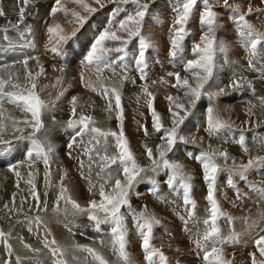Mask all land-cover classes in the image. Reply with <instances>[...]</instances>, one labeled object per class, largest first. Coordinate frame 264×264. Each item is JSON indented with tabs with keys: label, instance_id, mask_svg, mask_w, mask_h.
I'll list each match as a JSON object with an SVG mask.
<instances>
[{
	"label": "snow or ice",
	"instance_id": "6c2138e0",
	"mask_svg": "<svg viewBox=\"0 0 264 264\" xmlns=\"http://www.w3.org/2000/svg\"><path fill=\"white\" fill-rule=\"evenodd\" d=\"M29 3L30 0H23L24 6L19 8V21L12 25L22 39H28L33 35L29 26H25L27 33L20 28V24L25 20V10ZM71 3L75 7L69 9L62 4V0H55V6L51 8L50 15L55 16L57 13H63L69 23L76 27L68 33L58 23L46 24L45 54L50 52L55 57L63 58L70 66L75 63L73 57L78 55L70 42L79 41L81 48L84 49L80 59L79 82L105 101L104 111L108 113L109 119L113 115L115 116L118 121L117 130L101 129L95 126L96 120L92 115L85 114L82 110L77 111L78 108H83V105L78 104L79 98L77 96L71 98V118L66 122V126L72 130L73 136L67 147L72 150L80 146V156L87 157L89 173H91L93 164L99 168L94 183L90 175H84L86 167L84 159L79 156L73 157L72 151L68 152L69 158L78 160V170L81 172L82 178L89 183V199L86 206H82L72 197L70 189L64 184L67 173L59 177L58 183L53 182L51 163L55 150L51 144L45 143L37 136L42 130L46 131L43 118L49 110L55 107L56 102L65 96L66 89H61L55 100L43 99L40 95L43 89L39 85L40 77L46 74V70L39 63V57L28 55L14 61V63L22 64L24 72L23 74L17 73L15 77L12 73H8L6 79L0 78V144L8 145L11 148V142L4 138L9 132L18 140L29 141V144L24 146L26 159L18 163H10L7 166L8 171L13 172L17 177L16 186L19 187V181L24 179V182L30 186V196L35 201L28 211H35L37 214L31 219L26 217L29 232L35 234L43 248L47 249L52 258V264H77L81 259L87 260L88 264H108V261L94 246L97 244L100 247H110L117 255L119 264H133L127 251L128 218L130 217L141 240L145 264H172L164 252L153 243L154 229L161 226V220L154 213L149 212L147 205L137 211L131 202L133 196L140 195L136 191V186L144 180L153 185L152 194L162 198L155 176L165 172L167 175L163 182L173 194L183 200L185 214L177 213V215L183 222V230L192 239L194 254L201 259L202 264H235V254H226L225 246L239 244L240 235L232 231L225 236L219 225L221 219L226 220L229 225L234 223V219L223 211L219 203L217 197L218 176L227 169L229 173L227 183L230 187L236 188L233 176L248 181L247 174L250 170L264 167V156H250L247 163L237 164L227 151L212 149L211 145L207 150L188 153L190 159L201 165L203 180L207 187L206 200L209 206L208 216L202 221L205 229L202 233L197 229L195 234L189 227L190 223L193 225L200 223L196 216L197 205L192 198L193 176L173 157L180 145L204 143V137L189 139L185 134L188 125L201 118L197 105L202 98L206 97L213 103L207 107L206 113L202 117L204 123L201 126L209 139H219L222 134L232 130L233 124L224 119L215 101H218L221 96L227 95V89L237 90L244 87L245 84L255 91L252 82L243 75L234 77L228 85H216V90H213V85L209 83L213 80L214 72L217 70L218 56L227 58L228 44L222 35L227 31L226 28H223L224 21L221 19L223 16H228L232 21L239 37V43L248 55L249 68L253 71H264L257 68L258 63L264 64V33L257 32L248 19L253 13L251 3L248 4L247 10L243 11L235 0H173L171 4L173 22L169 29L171 38L168 47V63L173 67L182 65L185 75L179 71H168L166 77L173 78L172 81L164 77L159 81H152V83L170 84L177 92L182 93V96L169 95L166 97L169 102L167 117H162L156 111L154 107L155 95L149 91L148 87L149 56L154 42L147 37L145 21L146 18H152V6L155 4V0H91V4L86 0H71ZM261 3L264 4V0H261ZM106 4L113 5L109 10V17L100 21V26L89 38L81 30L89 23L90 17L99 9L105 8ZM77 7L87 15H81L80 11L75 10ZM256 10L264 12V9ZM3 15V10H0V16ZM193 19H198L202 26L201 35L198 41H192L191 58L186 59L184 56L185 41L190 35L189 23ZM218 32L221 33L220 36H218ZM0 35L10 43L7 30H4ZM134 40L136 43H133ZM26 46L35 49L34 40H29ZM29 60L37 62L39 71L31 70ZM4 67H8V65ZM131 71H136L139 74V79L144 82L141 89L147 98L145 103L152 118L151 132L142 122H138V129L143 132L145 137L151 139L155 135L161 141L153 147H149L147 144L144 146L147 165L138 162L124 131L125 115L122 91L125 83H136L135 78L129 75ZM105 72L110 73V76L104 77ZM90 73L96 75V83L87 78ZM113 77H119L118 85H111ZM190 79L194 83H190ZM259 79L264 81V75H261ZM261 100L264 102V97ZM5 104L12 105L19 110L21 116L5 115L8 113ZM92 106L89 105V107ZM244 123L247 124L249 121ZM29 129L30 131H28ZM26 131L27 135H25ZM85 136L88 138L87 141H85ZM76 137L80 139L77 140ZM238 141L244 146V151L247 153L248 148L245 146L243 132L240 133ZM261 142L264 143V141ZM110 143L114 149L111 155L108 154ZM101 145L103 154H101ZM219 159H222L224 163H217ZM229 160H232L230 167ZM41 163L44 166L45 187L58 188L53 213L63 217L69 233L75 235L73 229L82 227L76 222L77 218L86 217L87 227L98 234L91 238L93 245L73 244L70 259L68 257L69 249L60 246L55 238L49 239L51 232L46 228L43 217L40 215L41 212L48 211L46 198L49 194L45 191V199L42 201L37 190L36 177L39 174L37 165ZM21 164H26L29 169L26 179L17 170ZM248 187L264 197V188H257L250 183ZM236 191L237 199H243L239 190ZM164 202L167 203V201ZM24 203H27V200H22L20 206H16L14 195L12 207L5 204L4 208L9 211L22 212ZM245 222L247 223V219ZM261 233H264V229L257 232L254 237L256 251L249 253L251 264H264V234ZM10 235V233L6 234L0 231V242H3L7 253L0 264H14L13 257L15 264H21V257L14 252L13 245L9 242ZM80 235H84V233L81 232ZM18 239L29 252L38 254L41 251L40 248H34L23 237ZM77 253L85 255L81 258ZM175 264H181V261L177 259Z\"/></svg>",
	"mask_w": 264,
	"mask_h": 264
},
{
	"label": "rangeland",
	"instance_id": "374dc122",
	"mask_svg": "<svg viewBox=\"0 0 264 264\" xmlns=\"http://www.w3.org/2000/svg\"><path fill=\"white\" fill-rule=\"evenodd\" d=\"M86 2L91 4V0H86ZM172 2L173 0H155V4L152 6V18H146L145 21L147 37L154 42V47L150 49L149 56L150 72L148 73V87L149 91L155 95L154 107H159H155V109L162 117H167L169 115V102L166 97L169 95L174 97L182 96V93L177 92L170 84L152 83V81H159L162 77L172 81L173 78L166 77L168 71H179L182 75H185L182 65L173 67L168 63V47L171 38L169 29L173 22V13L171 11ZM235 2L241 6L243 11H246L248 4L251 3L253 13L248 19L257 32L264 33V12L256 10L258 8L264 9V4L261 3V0H235ZM62 4L69 9L75 7L71 3V0H62ZM11 5L13 8L12 11ZM23 6V0H0V10L4 12V15L0 16V34H2L4 30H7L10 41V43L5 41L2 35H0V78L6 79L8 73H12L13 77H15L17 73L23 74L24 69L22 64L14 63V61L32 55L39 57V63L43 65L46 70V74L40 77L39 87L43 89L40 92L41 97L45 100H55L61 89H66L65 96L57 101L55 107L49 110L43 118L46 131L42 130L37 136L45 143L51 144L55 150L52 155L51 163L53 182L58 183L59 177L67 173V177L64 180L65 186L71 190V195L74 199H78L77 201L79 203L86 206L90 195L88 193L89 183L82 178L81 172L78 170V160L69 158L68 152L72 151L73 157L79 156L81 159H84L86 165L84 175H90L94 183L96 182V173L99 171V168L96 164H93L91 173H89L87 170L88 160L86 156H80V146L72 150L67 147L68 143L71 142L73 132L71 129L67 128L66 122L71 118L70 100L73 96H77L79 98L78 104L83 105V108H78L77 111L79 112L87 109L84 111L85 114H90L92 116L94 114V118L100 108L105 106V101L101 99L100 96H95L97 94L91 92L79 82V72L81 68L80 59L84 51L79 41L70 42L72 48H74L78 54L73 57L75 63L70 66L63 58L55 57L50 52L45 54L44 45L47 43L46 24L61 23L60 25L64 31L68 33L76 27L74 24L69 23L68 18H66L63 13H57L55 16L50 15L51 8L55 6V0H30L29 6L25 10V20L20 24V28L24 29L25 33H27V28H25L26 25L31 28L33 35L28 39H22L19 33L12 27V25L17 24L19 21V8ZM112 7L113 5L106 4L105 8L99 9L97 13L90 17L89 23L85 25L81 32L91 38L92 34L95 33L100 26L97 24L99 18L103 16L105 17L103 20L108 19L109 10ZM75 10L80 11L81 15H87L78 7ZM221 19L224 21L223 28L227 29L222 35L225 42L228 44V52L226 59L222 56L217 58V70L214 73L213 80L211 81L213 84L211 85L214 87L216 85L225 86L231 83L234 77L243 75L247 80L252 82L255 91L245 84L244 87L237 90L227 89L228 94L221 96L218 101H215L224 119L233 124L232 130L226 134H222L219 139H209L206 135L207 133L203 131L201 126L203 124L202 117L206 113L207 107L211 106L213 102L209 101L206 97L202 98V101L200 103L198 102L197 105V110L201 118L196 119L192 124L188 125L185 134L187 136L196 134L198 136H196L197 139L199 136L204 137V143L180 145L175 152L173 158L176 159L178 163H181L185 170L193 176L192 198L196 202V216L200 220L199 224H189L194 234L197 229L201 233L204 231L205 225L202 221L208 216L209 206L206 200L207 187L203 180L201 165L195 160L190 159L188 153H198L201 150H207L208 146L211 145L212 149L227 151L230 157L235 159L237 164L247 163L250 156H264V143L261 142L264 141V102L261 100V98L264 97V81L259 79L261 75H264V71H253L249 68L247 63L248 55L239 43V37L232 21L228 16H223ZM189 29L190 35L185 41L184 56L186 59L191 58L192 41H198L201 35L202 26L198 19L190 21ZM220 35L221 33L218 32V36ZM29 40H34L35 49L26 46ZM133 43H136V41L134 40ZM21 45L24 46L22 47ZM3 58L4 60H2ZM157 60H159V63H157ZM5 65H8V67H4ZM29 67L33 72L39 71V65L35 60H29ZM257 68L264 70V64L258 63ZM129 75L135 78L136 83L124 84L122 91L123 107L125 104H128L127 101L129 99L137 100L140 106L146 107L148 113H146L147 115L145 116L146 121L143 120L142 123L148 124V129L150 128L152 131V118L145 103L147 98L141 94V85L144 82L139 79V74L136 71H131ZM108 76H110V73L105 72L104 77ZM87 78L93 83L97 82L94 73L88 74ZM191 81L190 79V82ZM54 83H58L59 86L55 87ZM105 83H107L106 80ZM118 83L119 77H113L111 79V85H118ZM214 89L216 90V88ZM136 93L139 94L138 98L140 94L141 96L143 95V97L137 99ZM97 98L100 100H97ZM89 105L93 106L89 107ZM5 107L8 109V113L5 115L11 114L16 117L21 116L20 111L15 109L12 105L5 104ZM125 118L124 125L128 128L124 126V129H128L125 133L128 134V136L126 134V138L129 141L131 150L135 154L138 162H145L142 165H147L148 161L144 155L142 146L149 144V147L150 145L153 147L161 143V141L157 139L155 135L151 139L144 137L143 132L136 126L138 122L134 124L132 118H128L129 121H127V116ZM113 120L117 123L115 122L112 125L117 127L118 121L115 117ZM245 121H249V123L245 124ZM95 126L104 129L100 126V123L96 122ZM28 131H30V129ZM241 132L245 135V146L248 148L247 153L244 151V146L238 141ZM25 135H27V131ZM4 138L11 142V148H9L8 145L0 144V231L11 234L8 239L13 245L14 252L21 257V264H52V258L47 249H44L36 235L30 233L28 230L29 225L26 221V217L31 219L37 214L35 211H28L29 207L35 203L30 196V186L24 182V179H21L19 181V187H17V177L13 172H9L7 167L10 163H18L26 159L24 146L29 144V141L18 140L10 132ZM76 139L79 140L80 138L76 137ZM87 139V136H85V141H87ZM189 139H191V137ZM231 141H235L233 142L234 144H231ZM226 143L229 144L226 145ZM235 145H238V147ZM101 148L103 149L102 145ZM111 149L108 150L114 152V149ZM101 154H103V152H101ZM217 163L223 164L224 162L222 159H219ZM231 164L232 160H229V167ZM37 167L39 169V174L36 177V183L41 200L43 201L45 199V191L49 193L46 198L48 211L41 212L40 215L43 217L46 228L51 232V237H49V239L55 238L60 246L69 249L68 257L70 259L72 256L71 249L73 244L93 245L91 238L96 237L98 234L87 227L88 222L86 217L77 218L76 222L82 225V227L73 229L75 235L69 233L65 227L63 217L53 213L58 188H46L44 184V166L41 163L37 165ZM17 170L21 172L22 177L25 179L27 178L29 169L26 164H21ZM166 175L167 173L161 172L159 175L155 176V181L160 189L162 198H157V195L152 194L151 189L153 185L149 181L144 180L136 186V191L140 193L141 196L132 197L133 199L131 202L133 208L139 211L142 209V206L144 207L146 204L150 209L149 212L154 213L161 220V226L155 227L154 229L155 238L153 243L164 252L172 264H175L177 259L181 261V264H202L201 259L194 254L192 239L183 230V222L180 220L179 215H177V213L185 214L183 200L173 194L163 182ZM228 175L227 169L219 174L217 181V197L221 208L234 219V223L229 225L226 220L221 219L219 225L225 236L232 231L238 233L240 235V242L236 245H226L225 252L226 254H235V264H251L249 253L256 251L254 237L257 232L264 229V197L259 195L258 192L250 190L248 184L255 185L257 188H264V167L250 170L247 174L248 181L240 180L238 176L234 175L233 179L236 188L228 185ZM237 189L243 195V199H237ZM14 195L16 206H20L22 200H27V203L23 204L22 212L9 211L4 208L5 204H8L10 208L12 207ZM82 197H84L83 199L85 201ZM165 200H167V203L163 202ZM158 201L159 205H157ZM202 204L203 206H201ZM69 219H71V217H69ZM245 219H247V223ZM128 228L129 242L127 251L129 256L133 264H145L141 240L137 235L130 217L128 218ZM81 232H83L84 235H80ZM19 237H23L25 241L32 244L34 248H40L41 251L38 254L29 252L20 243ZM105 239L107 240V237H105ZM94 246L108 261V264H119L117 255L113 253L110 247H100L98 244ZM6 254L3 242H0V261L4 259ZM77 255L83 258L85 254L77 253ZM258 255L257 252V256ZM13 262L15 264L14 257ZM81 263L88 264V261L81 259L77 262V264Z\"/></svg>",
	"mask_w": 264,
	"mask_h": 264
},
{
	"label": "bare ground",
	"instance_id": "6f19581e",
	"mask_svg": "<svg viewBox=\"0 0 264 264\" xmlns=\"http://www.w3.org/2000/svg\"><path fill=\"white\" fill-rule=\"evenodd\" d=\"M11 7V11H12V5L10 6ZM5 11H7V10H5ZM8 12V11H7ZM106 16V15H105ZM105 17H103V16H101L100 18H99V20L97 21V24H99L100 25V21H103V19H104ZM94 22V21H93ZM61 24V23H60ZM201 28V27H200ZM220 56H218V58H219ZM215 73V72H214ZM233 73V72H232ZM229 74V73H228ZM230 74H231V72H230ZM4 75V74H3ZM190 83H194V81H191ZM210 84H213L211 81L209 82ZM54 86L55 87H58L59 86V84L58 83H54ZM220 86V85H219ZM215 87L213 86V90H215L214 89ZM130 93V92H129ZM134 94V93H133ZM133 94H131V95H133ZM141 94H143V93H141ZM141 94H140V97H143V95L141 96ZM138 93H136V96H137V99H139L138 98ZM95 96H98L99 97V95H95ZM131 97V96H130ZM97 100H100L99 98H97ZM126 100V99H125ZM127 101V100H126ZM142 101V100H141ZM202 101V100H201ZM201 101H199V103L201 102ZM128 102V104H125V106H124V111H125V117L127 116V119L128 118H132L134 121H133V123L134 124H136L137 122H142L143 120L144 121H146L145 120V116L147 115L146 113H148L147 111H146V107H143V106H140L139 104H138V101L137 100H128L127 101ZM101 103V102H100ZM155 107H157V106H155ZM157 108H159V107H157ZM85 110H87V109H85ZM84 110V111H85ZM157 111V110H156ZM158 112V111H157ZM93 116H94V114H93ZM114 115H113V117L111 118V119H109L108 118V113L107 112H105L104 111V107H101L100 108V110L97 112V114L95 115V120H96V122L97 123H100V126H102L104 129L106 128V129H111V130H117V127H115L114 125H112V124H114L116 121H114L113 119H114ZM49 118V117H48ZM47 120V119H46ZM125 120H126V118H125ZM59 121V120H58ZM127 121H129V119L127 120ZM132 121V120H131ZM117 123V122H116ZM130 123V122H129ZM202 123H204V121L202 122ZM63 124V123H62ZM128 124V123H127ZM146 124V123H145ZM131 125H133V124H131ZM131 125H130V127H131ZM148 125V124H147ZM125 126V125H124ZM136 126H138V123L136 124ZM125 127H127V126H125ZM150 127V126H149ZM128 128V127H127ZM127 128H125L124 129V131L126 132V131H128V129ZM203 128V127H202ZM137 130V129H136ZM135 130V131H136ZM149 131L151 132V130H150V128H149ZM204 131V130H203ZM240 131V130H239ZM196 133V132H195ZM206 133V132H205ZM126 134L127 133H125V136H126ZM142 134V133H141ZM226 134V133H225ZM230 134V133H229ZM143 135V134H142ZM207 135V134H206ZM228 135V134H227ZM226 135V136H227ZM240 135V134H239ZM127 136H128V134H127ZM144 136V135H143ZM197 135L195 134H192V135H188V138H190L191 137V139L193 138V137H196ZM136 137V136H135ZM145 137V136H144ZM198 137V136H197ZM196 137V138H197ZM199 137H201V136H199ZM134 139V138H133ZM132 139V140H133ZM154 139V138H153ZM153 141V140H152ZM211 141V140H210ZM223 141V140H222ZM142 142V141H141ZM146 142H147V140H146ZM233 142H235V141H231V144L233 143ZM219 143H220V141H219ZM227 144H229V143H226V145ZM234 144V143H233ZM236 144V143H235ZM245 144H246V141H245ZM149 145V144H148ZM192 145H196V144H192ZM221 145V144H220ZM235 146H237L238 147V145H235ZM234 146V147H235ZM150 147H151V145H150ZM216 147V146H215ZM112 147L110 146V144H109V147H108V149H111ZM113 149V148H112ZM111 149V150H112ZM142 149H144V146H142ZM109 152H108V154L109 155H111V154H113V151H110V150H108ZM101 152H103V149L101 148ZM146 157V156H145ZM144 161V160H143ZM140 164H144V163H141V162H139ZM181 164V163H180ZM21 170V169H20ZM11 174V173H10ZM113 174L115 175V172H113ZM2 175V174H1ZM196 177V176H195ZM227 178V177H226ZM85 183V182H84ZM198 189H199V187H198ZM71 191V190H70ZM72 194V193H71ZM196 194V193H195ZM139 196H141V195H139ZM79 198V197H78ZM84 197H82V199H83ZM134 198V197H133ZM132 198V199H133ZM142 198V197H141ZM158 198V197H157ZM156 198V199H157ZM165 198V197H164ZM172 198V197H171ZM76 199V198H75ZM76 200H78V199H76ZM84 200V199H83ZM152 200V199H151ZM164 200V199H163ZM80 201H81V199H80ZM85 201V200H84ZM134 201V200H133ZM165 201H167V200H165ZM174 201V200H173ZM201 201H203V200H201ZM164 202V201H163ZM81 204V203H80ZM84 204V203H83ZM82 205V204H81ZM139 205H140V203H139ZM146 205V204H145ZM144 205V206H145ZM157 205H159V201H158V204ZM156 205V206H157ZM179 205V204H178ZM83 206V205H82ZM201 206H203V204L201 205ZM150 207V206H149ZM140 208V207H139ZM142 208H143V206H142ZM147 208H148V206H147ZM163 208H165V207H163ZM173 209V208H172ZM171 209V210H172ZM148 210H150L149 208H148ZM140 211V210H139ZM168 214V213H167ZM46 216V215H45ZM88 222V221H87ZM56 227V226H55ZM56 228H58V227H56ZM196 228H197V226H196ZM56 230H58V229H56ZM59 239V238H58ZM165 239V238H164ZM171 239V238H170ZM173 245V244H172ZM171 251V250H170ZM82 264V263H81Z\"/></svg>",
	"mask_w": 264,
	"mask_h": 264
}]
</instances>
